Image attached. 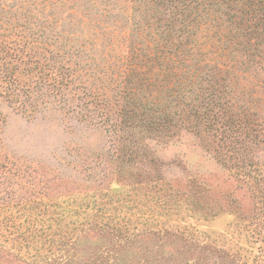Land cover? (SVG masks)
<instances>
[{
	"label": "rangeland",
	"instance_id": "obj_1",
	"mask_svg": "<svg viewBox=\"0 0 264 264\" xmlns=\"http://www.w3.org/2000/svg\"><path fill=\"white\" fill-rule=\"evenodd\" d=\"M0 42V264H264V2L0 0Z\"/></svg>",
	"mask_w": 264,
	"mask_h": 264
},
{
	"label": "trees",
	"instance_id": "obj_2",
	"mask_svg": "<svg viewBox=\"0 0 264 264\" xmlns=\"http://www.w3.org/2000/svg\"><path fill=\"white\" fill-rule=\"evenodd\" d=\"M258 2H264V0H258ZM0 44H1V42H0ZM8 85H9V83H6L5 85H1V84H0V89H1V88L4 89V87H5V86H8ZM3 89H2V90H3ZM119 110H120V111H119L118 113L121 112L120 114L124 115V113H122V109H119ZM122 124H123V123H122ZM122 124H120V125H122ZM118 125H119V124H118ZM120 129H121V128H120ZM118 130H119V129H118Z\"/></svg>",
	"mask_w": 264,
	"mask_h": 264
}]
</instances>
